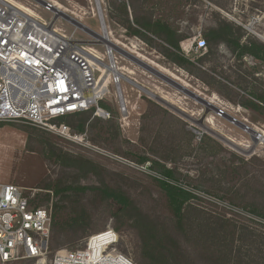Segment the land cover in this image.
I'll list each match as a JSON object with an SVG mask.
<instances>
[{"label":"rangeland","instance_id":"374dc122","mask_svg":"<svg viewBox=\"0 0 264 264\" xmlns=\"http://www.w3.org/2000/svg\"><path fill=\"white\" fill-rule=\"evenodd\" d=\"M16 1L31 8L46 23L54 20L56 29L67 37L73 35L87 50L94 48L105 53L106 47L98 44L93 35L55 10H46L36 0ZM98 1L111 41L120 42L116 44L187 85L221 111L207 112L203 104L116 51L118 66L126 68L124 74L129 79L137 80L145 89L193 120L122 80L121 88L129 108V118L122 127L116 87L111 83L104 105L112 112V118H95L93 123L97 124L88 126L83 142L71 141L28 124L0 122V183L16 185L33 201L42 198L40 204L52 209L58 197L52 190L42 188L47 182L64 178L79 181L81 185H92L104 178L124 191L149 216L160 237V245L166 248V252L174 253L171 263L241 264L238 256L242 255L245 264H264V112L242 104L245 100L254 101L253 92L264 88V63L251 55L240 58L237 52L222 43L201 61L209 48H198L204 41V33L217 25L218 18L242 26V40L264 43V0H138L150 15L168 22L183 35L181 49L193 63L191 71L170 62L159 48L142 38L129 36L120 24L109 23L105 11L114 0L49 2H57L62 8L58 10L102 34L104 24L97 8ZM114 12L117 14L116 10ZM103 60L108 62L106 55ZM226 113L261 133L263 141L260 138L255 144L248 131L225 118ZM41 131L48 132L58 148L98 163L104 169L103 173L100 177L93 173L80 175L54 161L45 160ZM216 134L227 138L233 145ZM117 147L122 152L116 151ZM141 156L175 168L179 178L175 184L193 192L194 197L186 204L185 231L177 229L165 193L154 181V177H159V168L154 169L151 161L138 163ZM45 195H50L49 201ZM62 204L74 217L82 216L84 227L74 231L69 224L63 232L56 227L52 236L53 247L81 248L91 235L113 229L119 234L117 250L139 263L141 240L138 230L129 224L119 230L115 228V215L121 210L118 204L111 201L109 207L92 192L84 194L79 203ZM51 246L44 257L45 264H51ZM220 250L222 255L212 254V251ZM230 250L232 256L228 254ZM37 263L22 260L9 264Z\"/></svg>","mask_w":264,"mask_h":264},{"label":"built area","instance_id":"2783aa9c","mask_svg":"<svg viewBox=\"0 0 264 264\" xmlns=\"http://www.w3.org/2000/svg\"><path fill=\"white\" fill-rule=\"evenodd\" d=\"M46 2L44 8L53 10L55 6ZM81 43L73 35H63L54 20L46 23L12 0H0V122L28 124L83 142L86 134L78 135L55 119L93 108L94 117L112 118V112L100 103L113 83L123 127L129 108L121 81L144 86L124 74L126 68L118 66L113 46L101 44L106 47L101 54ZM202 47L206 48L205 41L198 45ZM105 55L108 62L103 60ZM52 223L51 208L36 207L19 187L0 183V264L40 263L50 251ZM118 242L115 230H103L88 237L81 248L57 249L51 264H137L117 250Z\"/></svg>","mask_w":264,"mask_h":264},{"label":"trees","instance_id":"16d2710c","mask_svg":"<svg viewBox=\"0 0 264 264\" xmlns=\"http://www.w3.org/2000/svg\"><path fill=\"white\" fill-rule=\"evenodd\" d=\"M145 9L144 4H140L138 0H129L128 2L126 0L122 2L114 0L113 5L106 7L105 14L109 23L120 24L129 36L142 38L151 46L159 48L160 52L170 62L191 71L193 63L181 49V42L185 39L183 35L168 22L154 18ZM115 10L117 14H115ZM243 31L242 26L235 25L232 21H228L225 18H218L217 25L208 28L203 35V40L209 51L200 60L203 61L206 58L205 56L210 55L213 48L219 43L226 42L233 52H237L239 56L249 53L257 59L264 61V43L252 40L241 43L244 35ZM156 40L160 42L157 43ZM252 96L264 104V91L253 92ZM242 104L252 110L264 112L263 104L255 100H245ZM100 106L105 107L104 102H101ZM93 112L94 108L83 112L67 114L55 120L59 123L69 124L75 132L84 133L87 131L88 126L94 127L97 124L93 123V120L99 117L92 116ZM28 128L37 129L35 127ZM117 128L119 129L118 124ZM114 138L116 140V136ZM205 138L218 143V141L209 136ZM40 140L43 145L42 154L45 160L54 161L63 168L79 172L80 175L93 173L100 177L103 173L104 169L92 159L83 155H73L58 148L52 142L48 132L41 131ZM116 151L122 152L120 147H117ZM147 161L152 162L154 169L156 167L159 168V177H154V181L165 193L177 229H179V232L185 231L186 204L194 197L193 192L179 184H175L176 181L177 183L179 181L175 168L167 167L158 161L153 162L148 156H141L137 160L140 164H144ZM42 188L52 190L54 195L58 197L57 202L54 203L52 208V236L56 227L61 228V232L69 224L72 225L74 231L84 227L82 216L79 214L74 217L72 212L68 211L67 206L62 203H79L84 194L92 192L97 194L107 206L110 207V202L113 201L121 207V210L115 215L116 229L119 230L122 226L129 224V226L138 230L141 240V255L138 264H173L171 263V257L174 256V253L170 251L166 252L164 250L166 248L160 245V237L156 233L155 226L149 216L124 191L112 186L104 178L92 185H81L79 181L58 178L55 181L47 182ZM45 196H48L47 200L49 201L50 195ZM41 202L42 198L37 201L32 200V204L36 207L42 206ZM57 249L58 247H53L52 239V254ZM222 252V250L217 252L212 251V254L222 255ZM228 254L232 256V250ZM238 260L241 264H245V258L242 255L238 256Z\"/></svg>","mask_w":264,"mask_h":264},{"label":"water","instance_id":"95a60500","mask_svg":"<svg viewBox=\"0 0 264 264\" xmlns=\"http://www.w3.org/2000/svg\"><path fill=\"white\" fill-rule=\"evenodd\" d=\"M36 1L38 3H40V4H42V5H46L47 4L46 0H36ZM97 8H98L99 13L101 14V17H102V20H103V23H104V27L106 28V25H105V22H104V18H103V15H102V9H101L99 1L97 2ZM53 10H55L58 15H60L64 19L68 20L69 22H71L72 24L77 26L78 28H81V29L87 31L88 33H90L91 35H93V37L98 40L97 41L98 44L106 43V44H109V45L113 46L114 49L118 53H120L124 58L128 59L131 63H133L135 65H138L143 70L151 73L152 75H155L156 77H158L162 81H164L167 84L175 87L177 90L181 91L186 96H188V97L196 100L197 102L203 104L205 106L207 112L208 111H214V112H220L221 111L216 105L212 104L211 101L207 100L205 97L201 96L196 91L188 88L186 85L181 83L179 80L174 79L173 77H171L168 74L164 73L163 71H161L157 67H154L153 65H151L150 63L144 61L143 59H141L137 55L131 53L128 50H126L125 48L115 44L114 42L111 41L110 38L94 32L93 30H91L88 27H86L83 23H81L80 21H78L74 17L70 16L69 14H67V13H65L63 11L58 10L56 7H53ZM140 89L145 91L150 96L154 97L155 99H157L158 101H160L161 103L166 105L167 107H169V108L173 109L174 111L178 112L179 114L191 119L189 116H187V114H185L179 108L173 106L171 103H169L168 101L164 100L163 98L153 94L152 92H150L149 90L145 89L144 87H141ZM225 118L228 119L229 121H232V122L236 123V125H238L239 127L245 129L246 131H248L250 133V136H251V138H252V140L254 141L255 144L258 143V141L262 137V134L259 133L257 130H255L254 128L250 127L249 125H247L243 121L238 120L235 117L229 115L228 113L225 114ZM191 120H193V119H191ZM216 136L219 137V139L225 141L226 143L231 144V141H229L227 138H225V137H223V136H221L219 134H216ZM231 145H233V143Z\"/></svg>","mask_w":264,"mask_h":264},{"label":"bare ground","instance_id":"6f19581e","mask_svg":"<svg viewBox=\"0 0 264 264\" xmlns=\"http://www.w3.org/2000/svg\"><path fill=\"white\" fill-rule=\"evenodd\" d=\"M13 2H15L19 7H20V9H22L23 11H25V12H27V13H31V14H35V12L31 9V8H29V7H27V6H25L24 4H22V3H20V2H18V1H16V0H12ZM47 1H50V0H47ZM52 4L56 7V8H58V9H62L61 8V6H59L58 5V3L57 2H52ZM61 11V10H60ZM103 31H102V34L101 35H104V36H106V37H108V38H110L111 39V36H110V34H109V31H108V29L107 28H105L104 27V25H103ZM112 40V39H111ZM113 42V41H112ZM120 44V42H115V44ZM163 69V68H162ZM165 73V72H164ZM168 74V73H167ZM170 76V75H169ZM187 86V85H186ZM263 136V135H262ZM261 140L263 141V138L261 137ZM37 264H45V260L43 259L42 261H40V263H37Z\"/></svg>","mask_w":264,"mask_h":264},{"label":"flooded vegetation","instance_id":"af4514ba","mask_svg":"<svg viewBox=\"0 0 264 264\" xmlns=\"http://www.w3.org/2000/svg\"><path fill=\"white\" fill-rule=\"evenodd\" d=\"M251 40V39H250ZM249 40H247V39H245V40H242L241 39V43H243V42H248ZM252 41H257V42H260V41H258V40H252ZM222 44H225V45H227L228 46V44L226 43V42H221ZM230 48V47H229ZM206 49H207V47H206ZM233 51V50H232ZM247 55H251V56H253L252 54H249V53H245V54H243L242 56H239L238 55V53H237V56L238 57H240V58H244V57H246ZM255 59H257L255 56H253ZM259 61H261L262 63H264V61L263 60H260V59H258ZM260 92L261 91H264V88H262L261 90H259ZM258 91V92H259ZM255 101H257L258 103H260V104H263V103H261L260 101H258L257 99H254ZM263 106H264V104H263Z\"/></svg>","mask_w":264,"mask_h":264}]
</instances>
